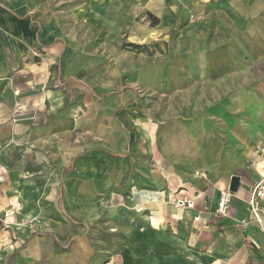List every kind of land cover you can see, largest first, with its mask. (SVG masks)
Instances as JSON below:
<instances>
[{"label": "crops", "instance_id": "crops-1", "mask_svg": "<svg viewBox=\"0 0 264 264\" xmlns=\"http://www.w3.org/2000/svg\"><path fill=\"white\" fill-rule=\"evenodd\" d=\"M183 27L188 52L153 66L144 55L126 63L135 53L122 49L124 42L143 47ZM127 73L135 75L128 82ZM244 81L256 83L255 98L219 97L206 115L178 119L180 106L199 93L205 102L213 90L245 89ZM134 86L171 94L178 106L170 104L159 120L158 110L141 109ZM251 101L258 119L264 0H0L7 149H42V160L47 154L60 171H72L52 185L61 222L19 238L13 249L0 244V264L264 263V223L249 207L253 185L264 180V132L258 124L225 126L224 146L209 123L213 114L226 120L230 104ZM233 176L240 187L229 216L218 217ZM183 197L194 208L178 207ZM260 208L264 221V200Z\"/></svg>", "mask_w": 264, "mask_h": 264}, {"label": "rangeland", "instance_id": "rangeland-1", "mask_svg": "<svg viewBox=\"0 0 264 264\" xmlns=\"http://www.w3.org/2000/svg\"><path fill=\"white\" fill-rule=\"evenodd\" d=\"M136 21L142 22L141 19H136ZM188 37L189 30L187 27H183L180 30L171 31L164 40L153 41L148 45H144L141 49H136L132 47L133 44L124 42L122 49L135 53L131 57L126 58L125 61L129 65V63L136 62L144 55L145 58H143L146 64L148 63L149 66H153L163 59H170L174 55L188 52L192 44L188 41ZM132 76H135L134 73L133 75L127 73L123 76V79L128 82ZM134 87L139 98L138 102L144 104V107L141 105V109L147 106L149 108L146 110H158L157 116L159 120H161L160 116L164 112H167L169 106H178V104L174 105L171 103L175 99L173 97L169 98L173 96L171 94H165L164 97L162 94L155 93L157 91H145L139 86ZM255 87L256 83L246 81L245 89L228 90L227 93L213 90L211 95L206 97L205 102L199 93L189 107H187L188 105L186 108H184L185 106H180L181 109L177 111L176 115L178 119L180 118V121L182 119H194L202 114L206 115V111L209 110L208 108L217 103L215 99L221 97L225 101L232 100L240 92L247 94V96L251 95L250 98H255L252 93ZM252 102L249 105L230 104V111L228 112V116H226V120H222L219 114L209 116V123H211L218 140L222 144L224 143V146H226L227 140L224 133V130H226L225 126L230 128L239 125L246 129L251 128L252 130H256L255 126L258 124L259 128H262L264 132V106H262V111H260L258 119H256V105L252 104ZM239 111H245L246 114L241 115ZM2 127L1 125L0 143L3 142V146L0 145V204L3 207L0 208V244L3 245L2 249H5V244H7L6 247L11 246L19 238L27 239L30 235L42 231H51L61 222V219L58 217V208L52 206V185L59 178H64L65 175L70 174L72 171H60L57 167V160L53 162L49 158V155L45 153V160H42L37 155L42 149H31L33 150V154L31 155H27L26 153L29 149H7L11 148L12 138L10 132L7 130V125L5 128ZM248 140L253 144L255 143L254 138ZM91 150L86 151L83 156L92 152ZM101 150L108 153V150ZM224 151L227 152V149H224ZM19 152V160L23 163L22 167H19V161L15 156ZM126 156L130 158V153ZM126 156L122 155L121 158ZM133 172L139 173L138 171ZM107 195V192L101 194L103 201L107 199ZM13 248L14 245L11 248L9 247V249Z\"/></svg>", "mask_w": 264, "mask_h": 264}, {"label": "built area", "instance_id": "built-area-1", "mask_svg": "<svg viewBox=\"0 0 264 264\" xmlns=\"http://www.w3.org/2000/svg\"><path fill=\"white\" fill-rule=\"evenodd\" d=\"M200 19L195 17L194 15L191 16V21L196 22L199 21ZM263 154H264V144H263ZM264 158V157H263ZM233 195L229 190L222 191L220 195V199L218 201V207L216 210V215L218 217H227L229 216V206L231 204ZM264 200V180L259 181L255 183L252 187L251 190V197L249 200V207L250 211L253 215L254 220L260 225L263 226V219L261 217V208L260 204ZM176 205L178 207H183V208H189L192 209L194 208V201L190 199L189 197H183L182 199H178L176 202ZM196 221H199V217L195 218ZM241 226H248L249 223L247 220H242L239 222ZM259 264H264V263H259Z\"/></svg>", "mask_w": 264, "mask_h": 264}, {"label": "water", "instance_id": "water-1", "mask_svg": "<svg viewBox=\"0 0 264 264\" xmlns=\"http://www.w3.org/2000/svg\"><path fill=\"white\" fill-rule=\"evenodd\" d=\"M240 180L241 178L239 176H233L231 179L229 191L232 195L236 194L238 192V189L240 187Z\"/></svg>", "mask_w": 264, "mask_h": 264}, {"label": "trees", "instance_id": "trees-1", "mask_svg": "<svg viewBox=\"0 0 264 264\" xmlns=\"http://www.w3.org/2000/svg\"><path fill=\"white\" fill-rule=\"evenodd\" d=\"M132 47L136 48V49H141L142 46H138V45H132Z\"/></svg>", "mask_w": 264, "mask_h": 264}, {"label": "bare ground", "instance_id": "bare-ground-1", "mask_svg": "<svg viewBox=\"0 0 264 264\" xmlns=\"http://www.w3.org/2000/svg\"><path fill=\"white\" fill-rule=\"evenodd\" d=\"M2 178V177H1ZM3 206H1L0 208H2ZM153 224L156 225L157 221L154 219ZM158 226V225H157Z\"/></svg>", "mask_w": 264, "mask_h": 264}]
</instances>
